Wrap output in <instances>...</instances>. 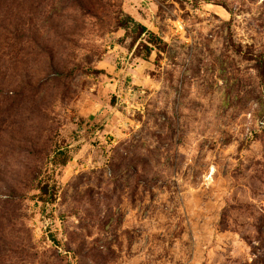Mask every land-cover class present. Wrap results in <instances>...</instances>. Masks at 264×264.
<instances>
[{
    "label": "rangeland",
    "instance_id": "374dc122",
    "mask_svg": "<svg viewBox=\"0 0 264 264\" xmlns=\"http://www.w3.org/2000/svg\"><path fill=\"white\" fill-rule=\"evenodd\" d=\"M0 264H264V0H0Z\"/></svg>",
    "mask_w": 264,
    "mask_h": 264
},
{
    "label": "trees",
    "instance_id": "16d2710c",
    "mask_svg": "<svg viewBox=\"0 0 264 264\" xmlns=\"http://www.w3.org/2000/svg\"><path fill=\"white\" fill-rule=\"evenodd\" d=\"M140 27H141V29H142L143 32L146 31V28L145 27H143V26H140Z\"/></svg>",
    "mask_w": 264,
    "mask_h": 264
}]
</instances>
